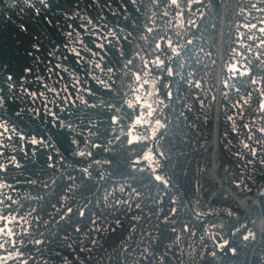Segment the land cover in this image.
Returning <instances> with one entry per match:
<instances>
[{
	"label": "trees",
	"instance_id": "obj_1",
	"mask_svg": "<svg viewBox=\"0 0 264 264\" xmlns=\"http://www.w3.org/2000/svg\"><path fill=\"white\" fill-rule=\"evenodd\" d=\"M259 214L264 0H0V264H262Z\"/></svg>",
	"mask_w": 264,
	"mask_h": 264
},
{
	"label": "water",
	"instance_id": "obj_2",
	"mask_svg": "<svg viewBox=\"0 0 264 264\" xmlns=\"http://www.w3.org/2000/svg\"><path fill=\"white\" fill-rule=\"evenodd\" d=\"M225 7V6H224ZM220 23L222 24V25H224L225 26V19H224V16L222 15L221 17H220ZM223 29H221L220 30V32H219V35L220 36H223ZM227 45V48H229V43H227L226 44ZM217 48H218V43H217ZM220 55V54H219ZM225 56H226V52H225V54L223 55V56H219V61H220V64L222 65V61H223V59L225 58ZM220 65V66H221ZM221 80H222V71L220 70V87H221ZM147 82H149L150 83V85H151V88H150V90H151V93H150V96L148 97L149 99H150V97L153 95V93H154V86H155V83H154V81H152V80H148ZM217 104H216V109H215V123H214V128H216V148H217V150H218V130H219V128H218V124H219V113H220V89L218 90V100H217V102H216ZM221 159H222V157H221ZM222 166H223V159H222V164H221V166H220V168H222ZM219 168V169H220ZM208 170H209V168L207 169V171H206V176L209 178V179H211V177L208 175ZM213 182H216L217 184H219V185H222L223 186V188H224V190L227 192V194L229 195V196H231L239 205H240V202H239V200L240 199H242V200H245V201H248V200H252V197H250V196H245V197H243V198H240V197H238L228 186H226V185H223V183H222V180H221V178H220V176L218 175V178H217V180L216 179H211ZM257 206H258V208H259V204H258V202H257ZM251 212V211H250ZM260 216H261V214H259ZM258 215V216H259ZM256 218H257V216H256ZM255 218V219H256ZM264 219V218H263Z\"/></svg>",
	"mask_w": 264,
	"mask_h": 264
},
{
	"label": "rangeland",
	"instance_id": "obj_3",
	"mask_svg": "<svg viewBox=\"0 0 264 264\" xmlns=\"http://www.w3.org/2000/svg\"><path fill=\"white\" fill-rule=\"evenodd\" d=\"M222 9L224 10V6H225V3L224 2H222ZM221 24V23H220ZM224 25H222L221 24V29H223V32H224ZM220 29V30H221ZM220 32V31H219ZM221 36H219V38H220ZM221 39V38H220ZM222 40H223V42H224V47H223V55L225 54V49L227 48V42L225 41V34L223 33V36H222ZM218 43H219V39H218ZM218 49V48H217ZM219 52H218V58H219ZM217 68H218V65L216 66V68H214L215 70V72H214V78H215V84L218 86V83H217V81H216V72H217ZM217 100H218V94H217V99H216V101H215V103H214V107H215V109H216V102H217ZM213 130H214V128H213ZM212 134H213V131H212ZM214 143H215V146H216V135L214 136ZM211 146H212V151H213V144H212V135H211ZM219 151V150H218ZM216 156V148H215V152H214V157ZM220 157H222L221 155H220ZM216 160V159H215ZM211 163H212V152H211ZM221 164H222V159H221ZM210 166H211V164H210ZM209 166V167H210ZM221 166V165H220ZM214 177L215 178H218V175H217V170H216V163H215V161H214ZM219 171V170H218ZM212 179V178H211ZM227 193V192H226ZM242 201V199H240L239 200V202H241ZM253 201V203H254V205L255 206H257V201L256 200H252ZM246 203H247V201H246ZM246 203H244V204H241L240 203V207H241V209L245 212V214L246 215H251L252 214V209H251V207L247 204V211L245 210V208L244 207H246ZM242 205V206H241ZM258 207V206H257ZM251 211V212H250ZM256 217V216H255ZM264 217L261 215H259V216H257V218L255 219L256 221H255V223H256V226L258 227V229H259V232L262 234H264V230H261L262 229V227L264 226V222L262 223V219H263ZM259 220H261L260 221V223H262V226H260V223H259ZM264 220V219H263ZM262 264H264V262L262 263Z\"/></svg>",
	"mask_w": 264,
	"mask_h": 264
},
{
	"label": "bare ground",
	"instance_id": "obj_4",
	"mask_svg": "<svg viewBox=\"0 0 264 264\" xmlns=\"http://www.w3.org/2000/svg\"><path fill=\"white\" fill-rule=\"evenodd\" d=\"M218 153L219 151L216 149V156H215V163H216V167H217V163H218ZM246 201L245 200H242L240 203L241 204H244ZM264 222V220L262 219V223ZM262 223H260V226H262Z\"/></svg>",
	"mask_w": 264,
	"mask_h": 264
},
{
	"label": "snow or ice",
	"instance_id": "obj_5",
	"mask_svg": "<svg viewBox=\"0 0 264 264\" xmlns=\"http://www.w3.org/2000/svg\"><path fill=\"white\" fill-rule=\"evenodd\" d=\"M173 2H175V0H173ZM158 179H159V177H158Z\"/></svg>",
	"mask_w": 264,
	"mask_h": 264
}]
</instances>
